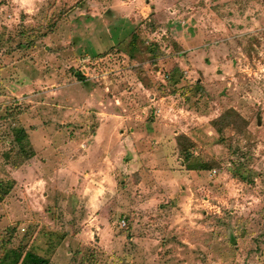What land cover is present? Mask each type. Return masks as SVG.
I'll return each mask as SVG.
<instances>
[{
	"label": "rangeland",
	"instance_id": "374dc122",
	"mask_svg": "<svg viewBox=\"0 0 264 264\" xmlns=\"http://www.w3.org/2000/svg\"><path fill=\"white\" fill-rule=\"evenodd\" d=\"M99 69L169 95L145 109L117 106V123L99 115L115 130L110 149L89 156L77 141L91 140L97 112L85 106L81 87L95 85ZM66 84L71 108L62 102ZM221 114L215 128L232 124L218 133L211 121ZM0 119V264H11L12 253L4 256L18 247L30 250L18 264H31L28 257L33 264H264V0H0ZM145 119L167 126L154 153L167 163L159 157L153 168L118 171L98 202L96 177L111 187V175L98 176L96 161L111 168L123 120ZM21 122L36 135L41 124L49 129L20 148L13 133ZM53 135L66 159L76 157L65 162L74 176L59 177L57 191L55 178L39 181L32 165L14 172L35 151L53 164L44 149ZM182 170L197 177L182 178ZM137 171L147 179L134 185ZM71 190L91 197L90 210L82 202L67 213L57 193Z\"/></svg>",
	"mask_w": 264,
	"mask_h": 264
},
{
	"label": "crops",
	"instance_id": "0c3cea01",
	"mask_svg": "<svg viewBox=\"0 0 264 264\" xmlns=\"http://www.w3.org/2000/svg\"><path fill=\"white\" fill-rule=\"evenodd\" d=\"M167 1H171V0H167ZM64 61L66 62L67 59ZM64 61L62 63H64ZM134 65H135V63H133L132 66H134ZM99 72H101L100 74L102 76H99L101 78L95 79V81H94V82H96L95 85L85 83L84 85H82L83 87H81L82 88L81 89V95L84 98V101L86 104L85 106H92L89 108H93L94 110H96L95 112H97V115H95V117L93 115V118L95 121H94L93 125L90 126L91 128L88 131V134L91 135L90 136L91 140L84 141V139L83 140L80 139V141H77L80 143V146H81L80 148H82L81 151L86 150L84 153L87 152V154H89V156H94V155H97L98 153L107 152L110 149V147H108L109 143L107 141V138L109 137L110 133L115 130V128L109 130L110 126L114 124L113 122L109 121L110 122L109 123V122H107L108 120L103 119L99 115L115 116V123H117L120 120L117 118L123 117L121 115L118 116V114H115V111L119 110L117 106H120L121 108L125 109V107L127 105H129V106L135 105L136 108L139 107L140 105H143L144 109H145L146 107H149L150 104H156V103H158V101H165L167 98V95H169V94H165L163 92L160 93L157 89H153V88L149 89L148 87L144 86L140 80H137V79H136V81L131 80L130 82L126 81L125 83H123L122 80L115 78L114 75H112V77H113L112 80L107 79L109 77L105 78L103 76L104 73H103L102 69H99ZM50 74H53V77L55 78L56 73L51 71ZM54 78L48 77L49 81L50 82L52 81L51 86H53L54 84H57L56 86H58V81L60 79L55 80ZM38 81H40V80H38ZM127 83L130 85L128 86ZM32 84H33V80H32ZM67 85L69 86L71 84L65 85L64 92L67 94V97H65L62 100V102L64 104V107L68 106L69 108H71L70 106H72V105H70L71 104V98H70V94H69L71 92V87L69 86L66 88ZM27 86H28L27 84H24L23 87H27ZM61 88H62V85H60V89ZM55 91L56 90L54 89V92ZM156 97H158L159 100L155 101ZM82 101L83 100H81V103H82ZM148 104H149V106H148ZM104 109H106V111H104ZM86 113H87L85 115L86 117L90 116V115H88V112H86ZM64 116H65V118H67V120L68 119L70 120L72 115H64ZM49 117L51 118L52 115H47V120L50 119ZM81 119H83V117H81ZM158 121L159 120L155 121L153 119V121H151V120L145 119V120H143V123L139 122V121L138 122L132 121L131 123H126L123 120V125L125 128L123 127V128L117 129V131H118L117 135L119 136L118 137V145L120 146V149H115V163L110 165L111 168H107L106 170H103L105 168H102V167H104L103 164L109 160L104 159V161H103L102 159H100V160H97L96 164L94 165V167L97 169L96 174H99L98 176L103 174L104 179L106 178L107 175L112 176V177L110 176V178H109L110 183H111V187H107V186H105V184L101 183V181H103V178L96 177V178L100 179V181L97 182V186H96L97 192L99 193V195H96L97 197L95 199H97L98 202H101V200L106 195L105 190L108 191L110 189L113 190L115 188L114 186L116 184V179H117L116 173L118 171L120 173L123 171L128 173L129 168L133 169V168H136L137 166H143L145 168L152 167L150 161L152 159L155 161L156 157L154 158V156H155L154 153H157L158 150H162L163 144L165 142V141H163L164 137H162L163 133L161 130L167 128V126L164 125L163 122H161L162 120L159 122ZM21 123L23 125H21ZM21 123H20L21 126H19L18 130L22 132V134L25 137V140L21 143L22 145H20V148H22L23 146L28 145V144L32 148V145L36 141H38L36 139H38L39 136H43L44 134H47V131L49 129L48 124H41L40 129H42V131L40 132L39 135H36L37 133L34 132L35 129H33V127H30V129L27 130L24 127V125H25L24 122H21ZM69 123H70V121H69ZM91 130H92V133H91ZM71 131L72 130H70V132ZM115 134H116V132H115ZM55 135H57V134L55 133ZM50 140H51V142L49 144L50 146L48 147L47 146L48 144H47L44 149H46L48 151V153L51 154L52 159L54 160L53 164L47 165V163L44 162L46 159L43 157V155L37 154V153L42 154V152H36L35 151V153H36L35 155H38V156L35 157V155L32 154L33 157H31V159H33V160L30 161L31 164L28 163V160L25 159V161L23 160L22 164H19V165L17 164V168L14 169V172L19 173L20 171H22V172L26 171L25 168L32 165L33 173L36 172V174H38L37 175L38 180L42 181V182L47 183L48 179L55 178L54 182L59 183V177L65 178L67 176L70 178V176H71V178H72V176H74V173L72 171H71V174L67 172V164L65 162L68 160H70V161L74 160L76 157L71 155L70 159H66L68 156L66 155V153H64V152L62 153V151L60 150L61 147H58L57 143L54 142V135L52 136V138H50ZM70 141H71V139H69V138L66 139L67 144H69ZM153 142H155V145L153 144ZM66 143H64L63 146L66 145ZM82 144H84V145H82ZM82 146H85L84 149ZM105 146H106V148H104ZM115 148H116V146H115ZM84 153H83V155H84ZM122 154H123V156L120 157V155H122ZM107 155H108V157L110 156V154H107ZM124 156H126V158H124ZM159 157H160L161 161H163L164 163H167V160L166 159L164 160L163 158H161V156L159 154H158L155 162L159 163L158 162L159 160H157V159H159ZM149 158H151V159H149ZM183 165H185V164H183ZM155 167H157V165ZM45 172H46V174H43ZM133 172L136 173L135 171H133ZM187 172L188 171L182 170L179 173L182 176V178L190 177V176H192L194 178L197 177L196 175H193L196 172H194L193 174L189 173L188 175H187ZM138 173H139V177H137L135 179V181H138V180L139 181L137 183L135 182L134 185L141 183V181H143L144 178L147 179L146 175H142L141 172H138ZM131 174H133V173H131ZM167 177L168 176H166L164 178V180L167 179ZM71 178H70V181H71ZM58 183L55 184V188L53 187V190L54 189L56 190V186L58 185ZM62 183L68 184V182L65 180H63ZM99 183H101V185ZM155 184L156 183L154 182L153 185H155ZM69 185H71L70 182H69ZM148 187H149V185H148ZM58 188L61 189L62 187H58ZM70 192L71 193H69V194L68 193L63 194L61 192L57 193V200H59L58 203H60L62 206H64L66 208L65 210L68 211L67 212L68 214L74 213V209H76L78 204L80 205L82 202L85 203V205H84L85 210L86 209L90 210V208H91V203H90L91 197L90 196H87V197H85L84 195L80 196L78 192L75 193L72 190ZM112 196H114L113 198H115L114 193ZM43 198L48 200V195L47 194L44 195ZM10 200H12V195L9 196L6 201H10ZM49 201L50 202L48 204V207H46L47 209H49V206H51V204H53V198H50ZM6 204H9V203H5V205ZM27 211H29L32 215H34L35 211H33V209L28 208ZM206 226H209V224H206ZM27 259L30 261L31 264L36 263L38 261V260H35V262H34L33 259L29 258V257Z\"/></svg>",
	"mask_w": 264,
	"mask_h": 264
},
{
	"label": "trees",
	"instance_id": "16d2710c",
	"mask_svg": "<svg viewBox=\"0 0 264 264\" xmlns=\"http://www.w3.org/2000/svg\"><path fill=\"white\" fill-rule=\"evenodd\" d=\"M135 40H136V37H135V35H132V38H131V40L129 41V44H128V46H129V51H130V53H129V55L132 57V54H131V52L132 51H134V49H135ZM156 45H152V47H151V50H150V52H151V54L153 53L154 54V56H158V52H159V49H157L156 50ZM158 57H155V59H157ZM166 76H167V74H166ZM171 82V86L172 85H174L175 87L176 86H178L179 85V82L178 81H180V80H178V79H176V80H170L169 78L167 79V82ZM174 90H176V88L174 89ZM173 93V92H172ZM171 93V94H172ZM173 94H175V93H173ZM228 110H230L229 112H232V113H234L235 114V116L238 118V116L239 115H237L238 113L234 110V109H228ZM226 117V115H223V114H221L219 117H216V119H213L212 121H211V125L214 127V130L216 131V132H218V133H220L222 130H223V128L225 127V126H227V124L228 125H230V124H232L231 122H228V123H223V128L222 129H220V128H215V126L214 125H216V124H218L219 122H221L222 123V121H224V118ZM1 120V119H0ZM3 120H7V119H3ZM1 138H4V137H1ZM1 138H0V140H1ZM13 139H14V142L16 143V144H19V145H22V144H20V143H22L24 140H25V137H24V135L22 134V132L21 131H14V133H13ZM2 141V140H1ZM7 141V140H6ZM5 143H7V142H5ZM14 152V149L11 147L10 149H9V151L5 154V156L7 157L9 154H12ZM18 152V153H17ZM16 153L18 154V156L16 157V158H18V157H21V152H20V150L18 149V151H16ZM185 153H186V151H185ZM9 157H10V155H9ZM184 159L186 160L187 159V154L185 155V157H184ZM22 160H23V158L21 159H19V163H17L18 165L20 164V163H22ZM2 184V182H0V185ZM12 253V256L14 257V259H13V262L11 263V264H18V259L19 258H21L22 256L24 257V256H27V255H29L30 254V250L29 249H26V250H21L19 247L17 248V250H11L8 254H6L4 257H8V255L9 254H11ZM3 257V258H4Z\"/></svg>",
	"mask_w": 264,
	"mask_h": 264
},
{
	"label": "built area",
	"instance_id": "2783aa9c",
	"mask_svg": "<svg viewBox=\"0 0 264 264\" xmlns=\"http://www.w3.org/2000/svg\"><path fill=\"white\" fill-rule=\"evenodd\" d=\"M120 226H121V227H125V226H126V223H125L124 220H122V221L120 222Z\"/></svg>",
	"mask_w": 264,
	"mask_h": 264
}]
</instances>
